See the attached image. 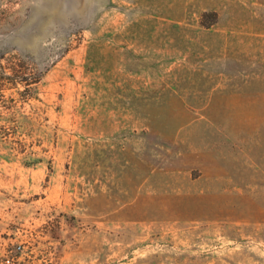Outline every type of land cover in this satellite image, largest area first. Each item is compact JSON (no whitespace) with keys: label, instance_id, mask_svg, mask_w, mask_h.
<instances>
[{"label":"rangeland","instance_id":"rangeland-1","mask_svg":"<svg viewBox=\"0 0 264 264\" xmlns=\"http://www.w3.org/2000/svg\"><path fill=\"white\" fill-rule=\"evenodd\" d=\"M0 264H264V0H0Z\"/></svg>","mask_w":264,"mask_h":264}]
</instances>
